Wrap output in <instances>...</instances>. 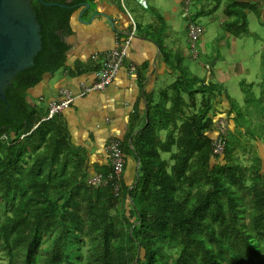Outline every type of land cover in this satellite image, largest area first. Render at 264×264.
I'll use <instances>...</instances> for the list:
<instances>
[{"label": "trees", "instance_id": "trees-1", "mask_svg": "<svg viewBox=\"0 0 264 264\" xmlns=\"http://www.w3.org/2000/svg\"><path fill=\"white\" fill-rule=\"evenodd\" d=\"M42 1L65 7L32 1L42 50L34 66L6 88L7 101L0 99L3 264H264L260 159L243 162L245 155L238 154L240 145L230 141L229 129L225 154L215 160L212 143L220 112L207 99L191 127L178 123L184 115L182 93L193 90L217 103L213 93L220 92L219 85L209 82L195 90L185 76L178 79L161 92L160 101H148L149 124L141 134H130L120 143L125 156L122 177L113 178L109 160L108 167L91 172L86 157H80L83 149L71 147L57 115L48 118L47 110L40 116L27 93L44 74L65 66L69 45L64 38L72 33L70 22L79 11L87 12L93 0ZM230 31L248 34L245 28ZM252 87L242 85L245 106L257 101ZM225 97L222 101L232 111L224 114L231 125L245 111ZM234 109L237 114L231 119ZM262 112L248 111L243 124L250 113L264 118ZM164 122L172 127L167 140L159 132ZM259 129L255 142L261 141L264 124ZM161 151L171 153L172 165ZM130 164L136 174L127 182L124 172ZM93 177L102 182L91 185Z\"/></svg>", "mask_w": 264, "mask_h": 264}, {"label": "crops", "instance_id": "crops-1", "mask_svg": "<svg viewBox=\"0 0 264 264\" xmlns=\"http://www.w3.org/2000/svg\"><path fill=\"white\" fill-rule=\"evenodd\" d=\"M145 3L143 5L141 0H93L87 12L79 11L70 22L72 33L64 38L69 45L65 66L44 74L27 93L28 102L35 106L40 116L46 113L51 100H61L63 89H69L76 95L71 106L57 118L67 131L71 147L83 149L80 157H86L91 172L109 166L104 150L111 140L120 146V143L129 139L130 134L133 137L145 129L149 124L148 101H160L161 92L169 91L178 78L182 79L186 75L195 90L213 80L220 83V92L213 93L217 103L208 99L209 95L199 101V95H194L193 90L182 93L179 102L184 113L179 119L181 126H192V117L206 107L204 99H207L208 105L217 106L220 112L215 125L224 111H232L230 104L222 101V98L227 96L226 84L233 76L217 63L209 66L204 64V77H200L189 66V60L200 66L204 61L200 49L204 34L193 47L188 35L191 23L202 26L203 33L205 23L220 27L221 32L215 34L214 43L226 44L231 55L243 57L246 53L249 56L255 53V63L251 59L245 67L237 64L236 70L241 73L246 68L251 71V78H256V87L260 88V95L256 96L263 97L257 110L259 112L260 108L261 112L264 111V0H190L189 3L185 0H145ZM133 23L136 30L132 32ZM238 28H245L248 34L236 35L230 31ZM247 37H255L259 45L254 48L250 46L245 51L238 50L242 42L248 43L245 41ZM221 39L224 40L220 43ZM126 42H129L127 57L107 91L80 94L84 84L94 83V71L102 63L105 53L124 47ZM260 63L261 71L258 69ZM177 72L180 76H177ZM217 95H222V98L218 100ZM170 105L171 102L168 107ZM211 114L212 110L209 111ZM234 116V113L231 114V119ZM239 120L246 119L240 117ZM231 122V128L234 129V121ZM255 123L257 131L245 132L243 139L247 143L240 144L251 147L241 153L247 160L250 148L253 155L258 152L256 159H260L264 173V133L261 141L255 142L253 139V136H261L259 126L264 124L262 114H256ZM166 126L167 122H164L162 127ZM214 129L213 139L217 135L216 127ZM170 156L171 153H165L162 158L172 165ZM124 174L127 182L133 181L136 166L128 165Z\"/></svg>", "mask_w": 264, "mask_h": 264}, {"label": "rangeland", "instance_id": "rangeland-1", "mask_svg": "<svg viewBox=\"0 0 264 264\" xmlns=\"http://www.w3.org/2000/svg\"><path fill=\"white\" fill-rule=\"evenodd\" d=\"M200 22H202V20H200ZM182 25L184 26V23ZM204 30H205V33L202 32L204 34V37L202 39V44H200L201 55L204 58V61H203L204 63L202 62L201 66H200L197 62H191V60H189V66H190L191 70L198 72L200 77H204L206 75V70L204 68V64L209 66L211 64L217 63V64L221 65L223 67V69L228 74L232 75L233 76L232 79L229 82H227V84H226V90H227V97L226 98L229 99L231 102H235L238 107H241L242 110L245 111L244 112L245 115H243V117L245 119H247L248 111H253L254 109L255 110L257 109L253 106H256V107L260 106L259 100L261 98H257V96L260 95V88L256 87V83H255L256 78H253V79L251 78V76H250L251 71L250 70L245 68L244 72L238 73L236 70V65L239 64V65L245 67L247 61H251V59H253V63H255V60L257 59V57H255V53L252 54V56H249V54L246 53L245 55H242L243 57H240V56L236 57L234 55H231L229 53V51L227 50L226 44L217 45L216 43H214L215 34L217 32H221L220 27L205 23ZM253 33H254V30H253ZM232 39L235 40L236 38L232 37ZM223 40L224 39H221L220 43L223 42ZM245 41L248 43L245 44L244 42H242V44H240V47L238 48V50L245 51L250 46H252L254 48L255 46L259 45V43H260L259 40L256 39L255 37H247L245 39ZM187 57H189V55H187ZM260 66H261V63L258 65V69H260ZM260 71H261V69H260ZM216 73L218 74V70L216 71ZM262 74H263V72H262ZM177 76H180V74L178 75V72H177ZM185 77L187 78L186 83H190V79H188V77L186 75H185ZM178 79H180V78H178ZM213 83L220 85V83H218L216 80L215 81L213 80ZM245 84L248 86L253 84L251 91L254 93L255 97L257 98V101H255L252 106H245V95H246V93H245V90L243 91V89H242V85L245 86ZM248 88H250V87H248ZM257 89H258V92H257ZM198 95H199L198 98L200 101L202 99L203 94L200 93ZM221 98H222V95H217L218 100H220ZM252 98L253 97L251 95H249V99H252ZM250 102H252V100H250ZM205 106H206V104H205ZM234 110H233V113L236 115L237 110L236 109H234ZM246 112H247V114H246ZM234 120H235L233 122L234 123V129L231 128L230 124L228 126V128L230 129L229 134L231 135V137H229V138H230V140L234 139V141H236V139H237V142L239 143V145L242 143L246 144L247 141H245L243 139V136H244L245 132L250 133L252 131H255V129H256V123H255L256 113H250V117H248L249 122L246 121L245 125L243 124V120H239L238 118H235ZM178 123H180V122H178ZM169 124L172 125L173 123L171 122ZM232 127H233V125H232ZM171 130H172V127L161 128L159 131L161 133V138L163 140H167L170 137ZM226 142H228V139H226ZM174 149L176 150V148H174ZM246 149H247V147L242 145V146H240L239 151L237 150V152L239 154ZM165 153H167V152L161 151L162 155ZM257 153L258 152H256L255 154H257ZM247 155H249V156H247L248 161L253 162L254 160H256V157L253 156V154L251 152V148L248 150ZM247 160H243V162H245ZM50 166H51V164H50ZM66 168H69V167H66ZM3 262H4V260L2 258H0V264H3Z\"/></svg>", "mask_w": 264, "mask_h": 264}, {"label": "water", "instance_id": "water-1", "mask_svg": "<svg viewBox=\"0 0 264 264\" xmlns=\"http://www.w3.org/2000/svg\"><path fill=\"white\" fill-rule=\"evenodd\" d=\"M32 1L0 0V99L3 101H7L6 88L13 86L20 72L34 66L42 50L41 26ZM38 1L45 6L65 7Z\"/></svg>", "mask_w": 264, "mask_h": 264}, {"label": "built area", "instance_id": "built-area-1", "mask_svg": "<svg viewBox=\"0 0 264 264\" xmlns=\"http://www.w3.org/2000/svg\"><path fill=\"white\" fill-rule=\"evenodd\" d=\"M186 3H189L190 0H185ZM143 5H146L145 0H141ZM136 30V25L133 23L132 32ZM203 27L196 23H191L188 29V35L192 46L194 47L195 43L203 35ZM128 43L121 48H116L109 50L105 53L102 63L94 71L95 81L92 85H83L80 90V94H86L90 91H96L99 93H105L107 89L111 86L113 79L115 78L119 68L123 64L124 59L127 57V47ZM196 54V50L193 51ZM197 55V54H196ZM76 95L73 94L69 89H63L61 92V100H51L49 102L48 108V118H52L56 115L61 114L64 110L68 109L73 101L75 100ZM229 119L227 116L222 115L218 118V121L215 125L217 135L212 143V152L215 159L221 158L225 154L226 146V136L228 133ZM104 155L111 162L114 170V179L121 178L124 170L125 156L124 153L115 140H111L108 146L104 150ZM99 177H93L90 179L89 183L91 185H97L101 183ZM118 190V189H117Z\"/></svg>", "mask_w": 264, "mask_h": 264}, {"label": "bare ground", "instance_id": "bare-ground-1", "mask_svg": "<svg viewBox=\"0 0 264 264\" xmlns=\"http://www.w3.org/2000/svg\"><path fill=\"white\" fill-rule=\"evenodd\" d=\"M218 121V120H217Z\"/></svg>", "mask_w": 264, "mask_h": 264}]
</instances>
